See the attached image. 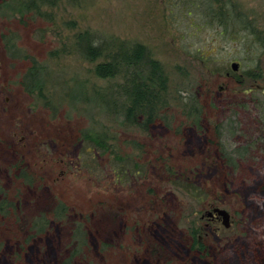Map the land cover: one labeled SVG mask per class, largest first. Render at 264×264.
Wrapping results in <instances>:
<instances>
[{"label":"rangeland","instance_id":"rangeland-1","mask_svg":"<svg viewBox=\"0 0 264 264\" xmlns=\"http://www.w3.org/2000/svg\"><path fill=\"white\" fill-rule=\"evenodd\" d=\"M85 33L104 46L102 56L80 51ZM121 42L143 45L166 77L146 130L119 109L124 70L94 74ZM34 64L42 67L43 96L21 85ZM258 85L264 88V0H0V184L25 214L50 212L60 201L72 221L86 223L93 253L79 264H264ZM85 133L99 134L108 148ZM118 159L138 172H121ZM179 172L200 189L176 184ZM213 206L233 214L231 226L200 230ZM66 226L31 240L25 247L35 253L18 261L6 259L15 249L1 223L0 264H38L37 248L46 247L45 258L61 264Z\"/></svg>","mask_w":264,"mask_h":264},{"label":"trees","instance_id":"trees-1","mask_svg":"<svg viewBox=\"0 0 264 264\" xmlns=\"http://www.w3.org/2000/svg\"><path fill=\"white\" fill-rule=\"evenodd\" d=\"M42 3L53 5L56 3V0H42ZM16 11H20V9ZM102 47L104 46L95 42L92 34L85 33L81 35L79 49L85 57L94 59L102 56V52L105 49H102ZM121 69L124 70L125 82L121 86L123 98L119 102V109L125 121L137 128L146 130L155 121V114L160 107V103L164 100L162 97H165L166 77L164 72L160 63L150 56L149 51L143 45L138 43L130 45L121 42L108 60L98 62L95 65L94 74L99 78H114L120 73ZM42 74V67L36 64L32 65L24 78L21 79L22 87L30 93L43 96L44 81ZM196 112L191 116L194 122L197 119ZM84 138L103 151L108 148L105 139L99 134L90 135L85 133ZM117 158L119 157L117 156ZM122 163L119 160L121 172L128 175H132L133 171L138 172L136 164H130L128 161ZM129 166L135 170H131ZM115 169L117 167L113 166V170ZM20 174L25 182L23 185L27 188L32 187L34 183L33 179L28 177V174L25 172H20ZM182 175V172L175 174L177 176L176 184L191 192H197L200 189V186L194 183L192 177L189 178L187 175V177L183 178ZM15 199L11 194L4 191L0 184V224L4 223L3 232L5 235L8 234L13 238L12 241L14 243L10 245H13L15 249L14 251L12 249L5 252L10 253L6 259L18 256L20 257L18 261H22V259L24 261V255L27 256V254L31 255L35 253L33 247L27 250L25 245L30 243L31 240L42 239L45 235H48V230L53 224H67L66 229L69 232L70 239L67 240L63 248L65 250H62L64 252L60 251V263L74 264L75 261L76 264H79L80 262L87 261V259L89 260L88 256L93 251L90 245L92 241L88 227L82 219L72 221L69 207L57 201L50 212L39 211L33 214H25L17 205L18 202ZM99 228L103 229L101 226ZM23 238H26L27 241L22 242ZM88 247L89 250L87 249ZM46 249L47 247L42 251L40 248H37V253H41L43 257L42 261L38 264H53L54 260L45 258L46 255H49L45 251ZM235 258L238 262H241L236 253ZM25 264L28 263L26 262Z\"/></svg>","mask_w":264,"mask_h":264},{"label":"flooded vegetation","instance_id":"flooded-vegetation-1","mask_svg":"<svg viewBox=\"0 0 264 264\" xmlns=\"http://www.w3.org/2000/svg\"><path fill=\"white\" fill-rule=\"evenodd\" d=\"M257 88H261V90L264 92L263 86L258 85ZM214 207H218V206H213L210 209H206L205 212L200 216V221L203 224V226L200 227V230H202L203 227L208 228V229L212 227V228H214L213 229L214 231H221V228H223L222 226H224V225L222 223V217L217 212H213ZM209 212H211V213H209ZM232 222H233V214L229 212V227L231 226ZM198 238L200 239L199 235H198Z\"/></svg>","mask_w":264,"mask_h":264},{"label":"water","instance_id":"water-1","mask_svg":"<svg viewBox=\"0 0 264 264\" xmlns=\"http://www.w3.org/2000/svg\"><path fill=\"white\" fill-rule=\"evenodd\" d=\"M237 67H238V63H236V62L231 63L232 70H236ZM213 212H217L218 214H220L222 217L223 225L225 227H229V212L225 208L214 207ZM209 213H211V212H209Z\"/></svg>","mask_w":264,"mask_h":264}]
</instances>
